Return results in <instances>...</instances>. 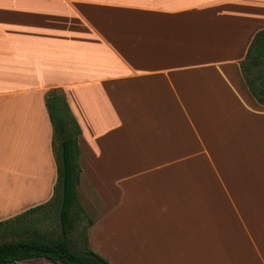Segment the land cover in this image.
Wrapping results in <instances>:
<instances>
[{"label": "crops", "instance_id": "obj_1", "mask_svg": "<svg viewBox=\"0 0 264 264\" xmlns=\"http://www.w3.org/2000/svg\"><path fill=\"white\" fill-rule=\"evenodd\" d=\"M262 29L264 0H0V221L52 197L56 90L93 252L264 264V106L239 68Z\"/></svg>", "mask_w": 264, "mask_h": 264}, {"label": "trees", "instance_id": "obj_2", "mask_svg": "<svg viewBox=\"0 0 264 264\" xmlns=\"http://www.w3.org/2000/svg\"><path fill=\"white\" fill-rule=\"evenodd\" d=\"M240 63L241 77L249 93L264 106V29L255 33ZM45 106L52 127L57 173L53 196L45 204L0 221V264L36 258L55 264H111L88 247L86 231L92 221L76 192L81 174L78 123L61 92L50 91ZM47 218L56 223L57 235L54 230L39 228Z\"/></svg>", "mask_w": 264, "mask_h": 264}, {"label": "rangeland", "instance_id": "obj_3", "mask_svg": "<svg viewBox=\"0 0 264 264\" xmlns=\"http://www.w3.org/2000/svg\"><path fill=\"white\" fill-rule=\"evenodd\" d=\"M55 184H56V180H55V183H54V185H53V190H54V187H55ZM52 196H53V192H52ZM77 197H78V195H77ZM52 198V197H51ZM51 200V199H50ZM49 200V201H50ZM48 201V202H49ZM81 204V203H80ZM82 206V205H81ZM82 208H83V206H82ZM84 209V208H83ZM85 211V210H84ZM86 213V212H85ZM87 214V213H86ZM35 217L37 216V215H34ZM48 216H50L51 217V213H49L48 214ZM88 216V215H87ZM82 226V225H81ZM39 228H41V229H43V228H48V229H50V230H54L55 232H56V235H57V229H56V223L54 222V221H52V220H50V218H47V219H45V220H42V222H41V224L39 225ZM80 228V227H79ZM95 253V252H94ZM98 255V254H97ZM101 257V256H100ZM104 259V258H103ZM105 260V259H104ZM108 262V261H107ZM109 263H111V262H109ZM112 264V263H111Z\"/></svg>", "mask_w": 264, "mask_h": 264}]
</instances>
